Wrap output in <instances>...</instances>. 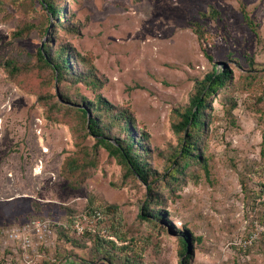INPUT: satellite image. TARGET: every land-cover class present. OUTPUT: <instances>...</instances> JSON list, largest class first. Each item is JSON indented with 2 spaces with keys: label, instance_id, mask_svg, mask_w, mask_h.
Segmentation results:
<instances>
[{
  "label": "rangeland",
  "instance_id": "1",
  "mask_svg": "<svg viewBox=\"0 0 264 264\" xmlns=\"http://www.w3.org/2000/svg\"><path fill=\"white\" fill-rule=\"evenodd\" d=\"M52 1L57 21L42 0H0V264H27L4 230L34 216L64 221L43 264H182L186 232L187 264H264V0ZM46 43L73 57L61 79ZM215 68L231 77L206 124L178 128ZM98 97L106 136L128 137L119 111L133 119L147 181L89 132L78 108ZM84 215L91 234L70 223ZM98 230L122 238L98 248Z\"/></svg>",
  "mask_w": 264,
  "mask_h": 264
},
{
  "label": "trees",
  "instance_id": "2",
  "mask_svg": "<svg viewBox=\"0 0 264 264\" xmlns=\"http://www.w3.org/2000/svg\"><path fill=\"white\" fill-rule=\"evenodd\" d=\"M44 5L48 8L50 14H52L57 21V18L60 16V14L64 15L65 11L64 8L58 6L55 4L52 0H42ZM245 13V18L250 21L251 19ZM59 22V21H58ZM57 24H60L57 23ZM49 45L46 43L42 48L39 49V54L42 60H44L45 63L51 65L54 70L57 72V78L61 79L63 77V73L70 69V60L73 58L70 53L67 52V49L63 46L62 52H59V57L61 58L60 61H53L51 59V56L47 53ZM231 73L230 70L227 69H217L215 68L211 73H208L205 80L206 83L203 85L202 89L195 94L191 99V104L186 111H184L183 119L180 121L178 128H186L188 125H191L192 128H195L197 131L201 128L203 124H206V121L204 119V109L207 107V96H209L212 92H215L218 88L221 86H224L227 81L230 79ZM102 102H107L103 97H98L96 101H94L91 104H86L84 106H80L79 111L86 116V126L89 129V132L91 134H94L97 137V141L101 144H103L111 154L119 155L121 162L127 167V170L131 173L137 176L138 178H141L144 181H147V176L150 173V169L148 168L146 161L141 156V153L138 152V149L134 147L135 140H142L141 136L131 135L133 119L129 118V116L123 111H119L124 118V130L127 131L128 137H113L111 139L110 137L106 136L103 128L100 126V113L102 109H100V105ZM108 103V102H107ZM96 104V105H95ZM106 109H109L110 105L108 104L103 106ZM96 111V112H95ZM94 114V115H93ZM196 131V132H197ZM195 132V131H194ZM194 133L191 132L189 134V137H193ZM196 149V146L193 145V142L187 141L182 144L180 153L182 154V158L185 160V164H189L191 162L190 156H196L200 157V155H194L193 152ZM146 154L148 152L147 147L143 150ZM181 166V165H180ZM181 170V167H176L174 169V173ZM173 173V174H174ZM111 205H108L107 207H110ZM114 208V207H110ZM105 209L102 207H92L90 209L91 216H95L94 219H97L96 221V228H99L98 225L104 222L105 220ZM87 214V215H88ZM142 216L144 219L149 220L150 214L153 216H160L161 211L160 210H152L148 205L144 206L142 211ZM74 216H71L70 223H73ZM96 230V229H95ZM94 230V231H95ZM82 233L91 234L93 233L91 229H84ZM101 231L95 232V236L98 239V248L102 247L103 243L104 245L110 244L114 247H116V240L118 238H122L121 235L116 234L115 236L117 239H107L104 235L102 236ZM190 235L188 232L183 233L180 235V242L182 244V256L184 257L181 262L182 264L188 263V250L190 245ZM124 240V239H122ZM187 254V255H186ZM129 264V263H128ZM132 264V263H131ZM134 264V263H133Z\"/></svg>",
  "mask_w": 264,
  "mask_h": 264
},
{
  "label": "built area",
  "instance_id": "3",
  "mask_svg": "<svg viewBox=\"0 0 264 264\" xmlns=\"http://www.w3.org/2000/svg\"><path fill=\"white\" fill-rule=\"evenodd\" d=\"M83 219L88 220L86 215L78 216L74 219V226L77 233L84 231ZM64 221L46 216L40 218L37 216L30 217L22 223L13 224L5 228V233L9 241L16 244V248L24 250V261L27 264H43L41 262L42 254L36 250L37 248L50 246L54 236L53 227L55 224H61ZM16 249V250H17ZM33 251V256L30 254ZM40 262V263H38Z\"/></svg>",
  "mask_w": 264,
  "mask_h": 264
}]
</instances>
